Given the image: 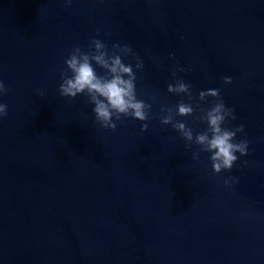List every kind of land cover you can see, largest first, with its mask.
<instances>
[{"label":"water","instance_id":"1","mask_svg":"<svg viewBox=\"0 0 264 264\" xmlns=\"http://www.w3.org/2000/svg\"><path fill=\"white\" fill-rule=\"evenodd\" d=\"M93 36L143 61L122 55L147 121L104 129L86 95L60 96L65 58ZM176 79L191 101L167 91ZM0 80V264H264V0H0ZM209 88L250 142L219 174L160 121L181 99L209 108ZM201 114L175 119L196 133Z\"/></svg>","mask_w":264,"mask_h":264},{"label":"clouds","instance_id":"2","mask_svg":"<svg viewBox=\"0 0 264 264\" xmlns=\"http://www.w3.org/2000/svg\"><path fill=\"white\" fill-rule=\"evenodd\" d=\"M72 0H66L70 4ZM122 55H134L132 48L127 44L115 43L111 49L96 36H93L84 51L79 45H74L69 56L65 58L66 68L61 71V83L59 94L62 97L75 98L79 94L86 95L88 102L93 104L95 122L104 129L116 130L115 121L123 117H132L140 121H147L150 116L151 104L137 98L136 72L131 64L122 60ZM169 55H174L170 53ZM135 68L142 69L143 61L135 56ZM94 62V63H93ZM95 65V66H94ZM96 67L104 69L103 74H98ZM183 71V69H181ZM69 71L71 75H69ZM176 73L173 72V77ZM232 78L223 77L224 83H231ZM191 85L183 79H176L175 83H169L167 91L175 94H185L189 101L192 98ZM8 92L3 80H0V96ZM43 95V92L40 93ZM208 97L214 99L209 108H194L191 102L183 99L171 107H161L160 121L171 126L189 143L185 146L191 148L192 143L199 145V152L209 153L213 173L232 169L238 160L236 153L245 156L248 153L249 140H237V133L244 132V125L234 128L227 127L229 120H235L234 109L227 107L220 95L218 88L201 90L198 94L199 101H205ZM199 108L202 113L198 119L207 123V128L201 132H193L186 121L176 120V116H192ZM8 115L7 104L0 102V120ZM115 117V120H113ZM148 124L141 125V131H146ZM199 152H193V159H199ZM247 163V161H245ZM237 182L235 177H227L224 184L231 186Z\"/></svg>","mask_w":264,"mask_h":264}]
</instances>
